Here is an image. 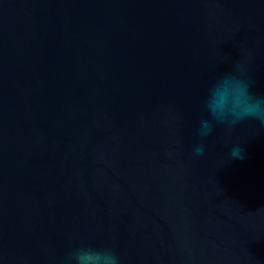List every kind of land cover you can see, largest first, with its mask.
Wrapping results in <instances>:
<instances>
[{
	"label": "water",
	"instance_id": "1",
	"mask_svg": "<svg viewBox=\"0 0 264 264\" xmlns=\"http://www.w3.org/2000/svg\"><path fill=\"white\" fill-rule=\"evenodd\" d=\"M236 62L264 0H0V264H264V127L198 134Z\"/></svg>",
	"mask_w": 264,
	"mask_h": 264
},
{
	"label": "clouds",
	"instance_id": "2",
	"mask_svg": "<svg viewBox=\"0 0 264 264\" xmlns=\"http://www.w3.org/2000/svg\"><path fill=\"white\" fill-rule=\"evenodd\" d=\"M254 80L248 76L240 62L231 71L221 73L209 86L204 97L207 118L199 123L198 134L201 138L209 136L214 125H224L229 131L248 120L259 122L264 127V94L252 91ZM195 155L204 153V145L193 148ZM233 159L243 158L240 145L229 151ZM63 264H120L119 257L112 249L82 244L68 251Z\"/></svg>",
	"mask_w": 264,
	"mask_h": 264
}]
</instances>
